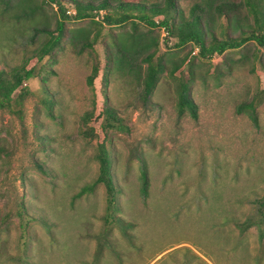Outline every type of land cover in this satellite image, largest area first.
<instances>
[{
  "label": "rangeland",
  "instance_id": "1",
  "mask_svg": "<svg viewBox=\"0 0 264 264\" xmlns=\"http://www.w3.org/2000/svg\"><path fill=\"white\" fill-rule=\"evenodd\" d=\"M31 1L43 5L40 17L53 28L55 5ZM63 4L72 12L69 3ZM32 23L10 22L8 17L0 21V69L21 61L23 50L31 45ZM77 25L70 22L66 27ZM174 43L161 35L157 55L166 69L146 104L126 77H112L104 88L98 43L93 54L77 55L69 45L54 50L36 65L42 67H37V76L25 83L22 106L0 110V264H89L106 189L98 185L73 208L70 199L97 177L95 155L101 143L112 158L119 214L132 228L129 234L119 227L113 230L118 258L105 249L99 264H264V237L259 238L256 227L242 234L224 222L226 216L251 212L248 203H236L237 197L264 191V94L257 125L236 110L240 102L264 90V73L251 59L256 49L250 44L243 60L240 52H230L231 74L219 75L218 69L224 70L222 56L214 55L195 58L191 67L185 63L170 76L172 62L191 49L174 48ZM260 53L264 55V49ZM95 55L101 69L91 89L86 77ZM192 77L194 116L177 109L179 79ZM43 85L52 95L51 108L42 101ZM106 95L122 123L107 134ZM92 108L93 115L84 122ZM140 158L149 171L145 200L140 194ZM34 161L54 176L40 173ZM24 210L30 216L27 233V217L22 220L17 214ZM44 218L56 235L52 245L41 223Z\"/></svg>",
  "mask_w": 264,
  "mask_h": 264
},
{
  "label": "trees",
  "instance_id": "2",
  "mask_svg": "<svg viewBox=\"0 0 264 264\" xmlns=\"http://www.w3.org/2000/svg\"><path fill=\"white\" fill-rule=\"evenodd\" d=\"M32 2L0 0V21L4 17L10 18V22L22 19L33 21L29 36L31 45L23 50L21 61L18 64H5L0 69V110L10 111L14 107L22 106L27 96L23 93L27 92L25 83L37 76L39 66L36 65L43 58L51 56L54 50H64L67 45L74 53L81 55L84 52L93 54L95 45L100 43L103 52L104 88L109 85L112 77H126L139 88L136 96L144 104L150 101L160 76L166 69L165 61L157 55L162 34L166 40L175 39L174 48H191L179 62H172L168 71L170 76H174L185 63L191 67L195 58L211 59L214 55L222 56L224 70L218 69L219 75L231 74L234 63L228 54L238 51L243 60L248 56L247 49L250 44L256 49L251 54V59L264 73V55L260 53L264 49V0H42L43 4L52 7L55 5L53 28L40 17L43 5ZM63 2L72 6V12H69ZM70 22L79 25L66 27ZM194 49H197L196 53H193ZM33 59L34 65L28 67ZM100 69L101 59L95 55L90 74L86 77L87 85L91 89L94 88V80ZM192 83L193 77L179 79L177 109L180 113L188 110L194 116L196 104L191 93ZM15 93L18 95L14 96ZM41 94L43 103L51 108L52 95L44 85ZM263 94L264 90H259L251 100H243L236 108L239 113L247 114L255 125L258 122L257 107ZM104 101L103 129L107 134L109 129L120 128L122 123L116 109L108 104L107 95ZM94 108L90 114H84V122L93 115ZM87 132L89 136H94L92 128H87ZM105 138L108 139V136L105 135ZM95 158L98 163L97 177L83 185L70 199L73 208L82 196L93 193L98 185L102 184L106 189L104 212L98 217L100 230L92 235L96 247L89 264H99L105 249L118 258L119 250L113 230L119 227L124 234H129L132 228V224L119 214V190L114 185L112 158L104 143L98 146ZM33 166L43 175L54 176L51 170L38 161H34ZM139 166L140 194L145 200L149 192L148 164L140 158ZM236 203H248L251 212L242 214L243 218L238 215L226 216L224 222L232 223L242 234L254 226L259 238H263L264 191H252L250 197H237ZM17 214L21 215L22 220L27 217V221L23 223V230L27 233L26 226L30 216L26 215L25 210L18 211ZM41 223L46 228L52 245L56 235L50 229L51 224L45 218ZM24 236V241L30 243V236ZM32 257V253L27 255L28 259Z\"/></svg>",
  "mask_w": 264,
  "mask_h": 264
}]
</instances>
